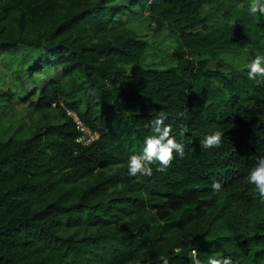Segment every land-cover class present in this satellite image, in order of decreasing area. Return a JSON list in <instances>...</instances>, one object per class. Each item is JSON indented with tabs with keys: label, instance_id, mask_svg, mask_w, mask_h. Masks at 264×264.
I'll return each mask as SVG.
<instances>
[{
	"label": "trees",
	"instance_id": "1",
	"mask_svg": "<svg viewBox=\"0 0 264 264\" xmlns=\"http://www.w3.org/2000/svg\"><path fill=\"white\" fill-rule=\"evenodd\" d=\"M57 1L0 0V53L29 49L28 80L58 73L35 102V89L22 101L33 111L60 110L28 137L0 138V264H207L212 257L264 264V198L246 180L264 157V78L227 70L217 53L246 51L250 62L264 56V15L249 12L252 0H63V13ZM218 3L229 8L226 23L193 32L202 8ZM233 12L248 33L229 25ZM140 13L158 25L181 21L176 66L142 67L148 44L136 35L105 38ZM28 27L38 28L30 38ZM197 52L206 57L189 58ZM65 109L98 138L76 144ZM161 111L185 155L174 152L163 172L153 164L150 177L129 176V157L142 154ZM215 131L221 144L204 147Z\"/></svg>",
	"mask_w": 264,
	"mask_h": 264
},
{
	"label": "rangeland",
	"instance_id": "2",
	"mask_svg": "<svg viewBox=\"0 0 264 264\" xmlns=\"http://www.w3.org/2000/svg\"><path fill=\"white\" fill-rule=\"evenodd\" d=\"M59 1V2H58ZM57 10L62 13L67 6L60 4L63 0H58ZM83 5L86 2L94 3L99 0H79ZM229 11L225 4L218 3L204 6L199 12L195 20V27L193 32L203 33L209 29L219 27L226 23L224 14ZM240 15L233 12V21L229 22L232 27H237V32L248 33L250 30L242 26L240 21L235 18ZM181 21L172 22V20H164L162 24L158 25L152 16L147 13H140L136 16L126 18L125 25L114 32L105 35V38L111 40L117 35H136L139 40L146 42L148 48L141 62L142 67L149 69H167L176 66V61L172 55L173 50L178 47V37L176 36V29L182 26ZM199 22V23H198ZM8 31L14 37L19 35L20 28L15 21L10 22ZM203 23L207 28L203 27ZM38 28L28 27L24 30V34L29 38L36 33ZM219 62L229 69H247L246 65L250 63L249 54L235 51H217ZM31 53L29 49L24 46H18L15 49L0 53V138L7 137L10 134H15L18 137H28L31 132L39 125L48 121L58 119L60 110L55 107L48 108L42 111H33L29 106V102L22 101V97L26 90L35 89V95L31 98V102H35L38 98V89L48 79L49 75L57 76L52 70L47 73L34 76L33 79L28 80L25 77V67L30 62ZM189 58L194 60L206 57L205 53H191ZM210 69H217L216 65L210 63ZM225 70V69H224ZM225 70V71H227ZM12 93L13 98H7V93ZM117 168L108 169L102 172L103 175H113ZM95 180H87L77 185L76 190L82 191L92 185Z\"/></svg>",
	"mask_w": 264,
	"mask_h": 264
},
{
	"label": "clouds",
	"instance_id": "3",
	"mask_svg": "<svg viewBox=\"0 0 264 264\" xmlns=\"http://www.w3.org/2000/svg\"><path fill=\"white\" fill-rule=\"evenodd\" d=\"M249 12L255 16L257 13L264 15V2L262 0H252L249 5ZM249 69L248 79L256 80L259 76L264 78V56L257 54L249 64L246 65ZM184 113H180L183 116ZM165 119H167L165 113L161 111L159 115L152 121V131L154 135H149L144 140V147L142 154L131 155L127 163L128 175L132 177L136 176H152L153 164H158L157 171L163 172L171 166L174 160V152L178 153L181 158L184 157V145L177 143L175 138L171 135V125H165ZM222 133L215 131L213 134L204 138L203 145L206 148L218 147L221 144ZM247 182L250 185H254L258 191L260 197L264 198V157L259 158L256 164L251 168L247 177ZM221 183L214 182L212 189L216 192L221 190ZM196 250H193V256H195ZM164 264H168L167 260H164ZM196 264H200L197 260ZM207 264H233L230 257H224L218 259L215 257L210 258Z\"/></svg>",
	"mask_w": 264,
	"mask_h": 264
},
{
	"label": "built area",
	"instance_id": "4",
	"mask_svg": "<svg viewBox=\"0 0 264 264\" xmlns=\"http://www.w3.org/2000/svg\"><path fill=\"white\" fill-rule=\"evenodd\" d=\"M65 114L68 118L72 120L75 130L79 134L75 140L76 144H79L81 146H87L98 138L97 133L89 130L79 119L75 112L65 109Z\"/></svg>",
	"mask_w": 264,
	"mask_h": 264
}]
</instances>
